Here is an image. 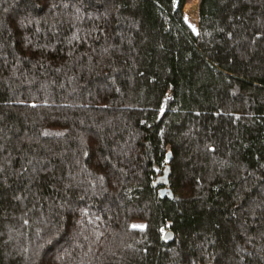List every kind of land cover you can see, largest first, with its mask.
I'll return each mask as SVG.
<instances>
[{"label":"trees","instance_id":"trees-1","mask_svg":"<svg viewBox=\"0 0 264 264\" xmlns=\"http://www.w3.org/2000/svg\"><path fill=\"white\" fill-rule=\"evenodd\" d=\"M187 1L0 0V264H264V0Z\"/></svg>","mask_w":264,"mask_h":264},{"label":"rangeland","instance_id":"rangeland-1","mask_svg":"<svg viewBox=\"0 0 264 264\" xmlns=\"http://www.w3.org/2000/svg\"><path fill=\"white\" fill-rule=\"evenodd\" d=\"M198 0H188L186 9L184 11L183 8V15L186 20V22L189 24V26L193 29L194 32L197 31V21H198ZM185 6V5H184ZM238 173V168H234V176H236ZM132 227H141L143 226V223L139 221H134L131 223Z\"/></svg>","mask_w":264,"mask_h":264},{"label":"water","instance_id":"water-1","mask_svg":"<svg viewBox=\"0 0 264 264\" xmlns=\"http://www.w3.org/2000/svg\"><path fill=\"white\" fill-rule=\"evenodd\" d=\"M160 180H163L161 182V185L163 187L159 190L160 196L162 198L167 196L169 199H172V192H171L170 188L168 187V178H167L166 170H164V173L156 179V181L154 182L153 185H155Z\"/></svg>","mask_w":264,"mask_h":264}]
</instances>
